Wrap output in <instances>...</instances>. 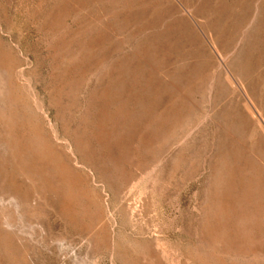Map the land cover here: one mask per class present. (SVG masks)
<instances>
[{"label":"rangeland","instance_id":"obj_1","mask_svg":"<svg viewBox=\"0 0 264 264\" xmlns=\"http://www.w3.org/2000/svg\"><path fill=\"white\" fill-rule=\"evenodd\" d=\"M0 264H264V0H0Z\"/></svg>","mask_w":264,"mask_h":264},{"label":"bare ground","instance_id":"obj_2","mask_svg":"<svg viewBox=\"0 0 264 264\" xmlns=\"http://www.w3.org/2000/svg\"><path fill=\"white\" fill-rule=\"evenodd\" d=\"M130 15H131V13H130ZM130 15H128V16H130ZM124 19H126V17H125ZM176 72H177V71H176ZM178 72H179V71H178ZM178 72H177V73H178ZM175 74H176V73H175ZM178 81H179V80H178ZM148 86H149V85H148ZM162 87H163V86H162ZM74 89H75V88H74ZM152 89H153V88H152ZM140 95H141V94H140ZM144 98H145V97H144ZM181 100H182V99H181ZM183 100H184V99H183ZM173 102H174V101H173ZM21 105H22V104H21ZM175 105H176V104H175ZM169 106H170V105H169ZM161 107H162V106H161ZM174 107H175V106H174ZM183 107H184V106H183ZM167 108H168V107H167ZM167 108H166V109H167ZM172 108H173V107H172ZM174 110H175V109H174ZM172 111H173V110H172ZM172 111L170 110V113H171ZM166 112H167V110H166ZM114 113H115V112H114ZM163 113H165V110H164ZM172 113H173V112H172ZM150 115H151V114H150ZM162 117H163V115H162ZM167 118H168V116H167ZM162 119H163V118H162ZM238 171H239V169H238ZM241 173H242V171H241ZM241 173H240V174H241ZM256 175H257V174H256ZM258 175H259V174H258ZM258 175H257V177H258ZM229 177H230V176H229ZM255 178H256V177H255ZM85 184H86V183H85ZM255 185H256V184H255ZM70 194H71V193H70ZM244 197H245V196H244ZM252 201H253V200H252ZM222 203H223V202H222ZM248 203H249V202H248ZM71 206H72V205H71ZM236 206H237V205H236ZM245 208H246V207H245ZM228 209H229V208H228ZM259 210H260V209H259ZM244 211H246V210H244ZM221 212H222V211H221ZM223 213H224V212H223ZM75 214H76V213H75ZM70 215L72 216V214H70ZM70 215H69V216H70ZM250 217H251V216H250ZM71 218H72V217H71ZM236 220H237V219H236ZM74 223H75V222H74ZM256 224H257V223H256ZM54 225H55V224H54ZM252 225H253V224H252ZM256 226H257V225H256ZM260 226H261V225H260ZM55 230H56V229H55ZM67 230H68V229H67ZM74 231H75V230H74ZM74 231H73V232H74ZM100 237H101V236H100ZM187 252H188V251H187ZM55 253H56V252H55Z\"/></svg>","mask_w":264,"mask_h":264}]
</instances>
